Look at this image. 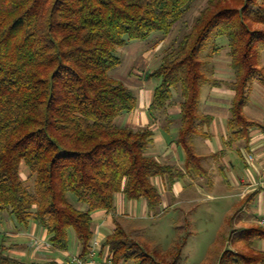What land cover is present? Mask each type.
Instances as JSON below:
<instances>
[{"label":"trees","instance_id":"trees-1","mask_svg":"<svg viewBox=\"0 0 264 264\" xmlns=\"http://www.w3.org/2000/svg\"><path fill=\"white\" fill-rule=\"evenodd\" d=\"M194 1L0 0V214L9 212L25 227L43 226L56 249L68 250L74 233L80 254L88 258L94 214L105 210L116 226L98 251L109 247L111 264H184L190 233L177 226L169 247L136 239L116 213L117 196L145 199L157 216L164 197L156 177L171 189L186 176H208L196 149V138L209 136L214 119L201 109L206 85L225 84L235 92L228 144L244 141L248 147L254 130L264 132V123L246 111L255 83L264 86V0L206 1L183 35L165 48L160 65L147 72L158 81L147 126L116 123L137 109L139 98L113 71L122 64L120 48L155 33L160 37L153 46L164 42ZM225 47L232 80L217 77L213 63ZM175 104L181 111L171 142L185 152L183 167L149 152L158 121L166 122V132L176 123L169 116ZM23 165L33 188L22 177ZM263 240L260 223L229 228L202 264H264ZM5 250L2 246L0 264H59L21 262Z\"/></svg>","mask_w":264,"mask_h":264},{"label":"crops","instance_id":"crops-1","mask_svg":"<svg viewBox=\"0 0 264 264\" xmlns=\"http://www.w3.org/2000/svg\"><path fill=\"white\" fill-rule=\"evenodd\" d=\"M160 44L155 47L153 46L154 44L150 46L151 49L148 52L147 63L140 60L133 66V69L136 68L143 75V80H141L139 86L135 89L139 98V105L134 112L119 117L118 121L121 118L122 120L124 117L126 118V123L121 125L138 128L151 123L149 106L152 102L154 88L157 86L158 81L155 78H147L146 75L149 70L158 67L152 66L149 55H152V52L155 54V50ZM259 84L261 86V92L264 93V86L260 82ZM234 93L233 89L225 84L222 86L206 85L204 87L201 109L203 112L212 115L214 119L209 127V136H198L196 138V149L200 155L204 156V164L209 170V174L207 177L197 179L186 176L182 180L177 181L171 189H168L166 182L162 178L156 177L154 182L160 187L164 197L162 204L163 213L169 208L178 205L181 200H184V202L190 201L193 199V195L200 193V191L215 190V188H203L204 186L202 185L198 186L197 182L207 179L210 185H215L213 176L221 175L225 178L226 183L221 191H226L235 198H238V203L231 213L238 212V214L241 213L246 217L241 222L239 228L247 227L253 223L264 225V132L259 129L254 130L248 147L244 141L235 142L232 145L227 143L230 139L228 120L231 116L230 106L234 98ZM253 99L251 95V101L246 111L250 117L264 123V116L255 112L250 113L249 111L251 109L250 107L259 110L257 105L250 106ZM261 106L264 108V103ZM180 111L178 104H175L169 109V116L173 120L175 119L176 122L169 132L163 129L166 122L163 125V121H158L155 125L156 135L154 137V143L149 152L160 160L175 163L183 167L185 152L176 143L171 142V139L177 134L179 125L177 122L179 121ZM222 150H225L223 154L221 153ZM246 150L253 151V153L249 154ZM250 156L252 157L251 159ZM208 157L213 158V161L211 162ZM242 176H245L246 179L241 181L240 177ZM224 180H222V183ZM188 190L192 191V197L185 199L186 194L190 192ZM253 193L254 195H252ZM138 207H141V215L137 213ZM116 213L121 218L125 215V217L130 216L134 219L153 215V212L149 211L145 199L128 200L122 193H119L117 196ZM231 213L228 215H232ZM94 225L96 231L94 240H98L101 245L106 235L115 228L116 221L113 215L107 213L105 210H101L94 214ZM74 237L76 238V236ZM74 240H77V238ZM47 243L51 246L46 247L45 244ZM2 246H5V255L19 259L21 262H46L56 260L59 264H72L71 254L79 253L81 250L78 240L73 242L72 250L70 246L68 250L56 249L50 242L46 228L36 222H32L29 227L22 226L9 212L0 214V250ZM259 248L264 249V240L259 242ZM105 252L101 253L98 251V255L95 258L96 264H107L105 262Z\"/></svg>","mask_w":264,"mask_h":264},{"label":"rangeland","instance_id":"rangeland-1","mask_svg":"<svg viewBox=\"0 0 264 264\" xmlns=\"http://www.w3.org/2000/svg\"><path fill=\"white\" fill-rule=\"evenodd\" d=\"M206 1L207 0H195L183 24L177 27L170 36L164 38V42H161L162 44L155 50V54L152 52V55H149L152 66L160 65L165 48L169 47L183 35L187 29V25L193 21ZM159 37L160 34L155 33L147 40H133L126 46L120 48L118 55L122 58V64L113 71V75L123 77L130 86L136 89L141 80H143V75L139 73L136 68L133 69V66L140 60L147 63L148 52L151 49L150 46L154 44ZM146 50H148L147 53ZM213 63L216 68L217 77L225 80H232L234 78V72L230 67V57L227 47L216 54ZM252 96L254 99L250 106L257 105L259 110L250 107V113L255 112L264 116V108L261 106L264 103V93L261 92L259 82L255 83ZM123 115L125 114L121 116ZM118 119L116 120L118 125L126 123L125 117L123 120L121 118L118 121ZM204 151H206V149H204ZM246 152L249 154L253 153V151L249 150H246ZM208 158L211 162L213 161V158ZM30 174L29 169L23 166L22 177L27 185L33 188L34 179L31 178ZM224 179L225 178L221 175H214L213 180L215 185H210L207 179L202 180L203 182L199 180L197 182L198 186L202 185L204 186L203 188H215V190L200 191V193L193 195V199L190 201L184 202V200H181L178 205L169 208L166 212L157 216L152 215L134 219L130 216L125 217V215H123L121 222L136 239L140 238L141 240L159 242L165 247H169L173 242L177 233V226L184 227L183 229L190 233L187 246L183 250L184 264H202L203 260L209 255L210 246L218 239L219 234H221L222 231H226V234L229 235V228H239L241 222L246 219L241 213H231L238 203V198H235L226 191H221L226 185ZM243 179H246V177H240L241 181ZM222 180H224L223 183ZM191 193L192 191L188 192L185 199H190L192 197ZM84 207H86V205H84ZM140 208L141 207H138L137 209L138 215L142 214ZM230 213L233 215V218L232 226L229 227L227 226V219ZM74 236L75 234L73 233L70 244L71 250L73 242L77 241L74 240L76 239ZM224 245L227 247L230 243L226 242ZM224 245L222 248L225 247Z\"/></svg>","mask_w":264,"mask_h":264},{"label":"built area","instance_id":"built-area-1","mask_svg":"<svg viewBox=\"0 0 264 264\" xmlns=\"http://www.w3.org/2000/svg\"><path fill=\"white\" fill-rule=\"evenodd\" d=\"M250 158H252L250 156ZM264 223V221H263ZM100 245V242L98 240H94V243H93V247L91 249V252H90V255L89 257H84L79 253H74V254H71V263L72 264H96V256L98 255V247ZM46 247H50L51 245L50 244H45ZM105 253H106V259H105V262L107 264H111V261H112V254H111V251L109 249V247H107L105 249Z\"/></svg>","mask_w":264,"mask_h":264}]
</instances>
